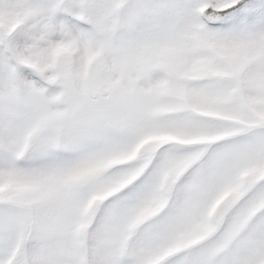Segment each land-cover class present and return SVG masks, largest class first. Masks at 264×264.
Instances as JSON below:
<instances>
[{
  "label": "snow or ice",
  "instance_id": "6c2138e0",
  "mask_svg": "<svg viewBox=\"0 0 264 264\" xmlns=\"http://www.w3.org/2000/svg\"><path fill=\"white\" fill-rule=\"evenodd\" d=\"M0 264H264V0H0Z\"/></svg>",
  "mask_w": 264,
  "mask_h": 264
}]
</instances>
